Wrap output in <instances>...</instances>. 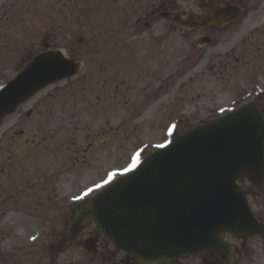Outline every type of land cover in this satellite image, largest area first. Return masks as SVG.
<instances>
[{
	"label": "rangeland",
	"instance_id": "1",
	"mask_svg": "<svg viewBox=\"0 0 264 264\" xmlns=\"http://www.w3.org/2000/svg\"><path fill=\"white\" fill-rule=\"evenodd\" d=\"M214 1L0 0V87L49 51L80 66L0 123V264L130 262L93 240V224L53 251L97 192L264 91V0H235L242 15L211 33L160 16L200 21ZM240 187L264 224V179L262 189ZM226 242L241 256L236 264H264V237Z\"/></svg>",
	"mask_w": 264,
	"mask_h": 264
},
{
	"label": "water",
	"instance_id": "2",
	"mask_svg": "<svg viewBox=\"0 0 264 264\" xmlns=\"http://www.w3.org/2000/svg\"><path fill=\"white\" fill-rule=\"evenodd\" d=\"M228 13L218 17V24L235 18L234 7ZM161 16H174L179 23L177 14ZM79 69L58 51L40 54L16 79L0 87V121ZM263 170L264 114L257 102H251L176 138L96 195L70 223L69 236L58 249L92 221L94 239H107L131 256L132 264H169L208 252L220 256L215 264H233L238 257L235 246L223 242L225 234L264 235V226L251 214L237 181L252 182Z\"/></svg>",
	"mask_w": 264,
	"mask_h": 264
},
{
	"label": "flooded vegetation",
	"instance_id": "3",
	"mask_svg": "<svg viewBox=\"0 0 264 264\" xmlns=\"http://www.w3.org/2000/svg\"><path fill=\"white\" fill-rule=\"evenodd\" d=\"M235 2H236L235 0H215L212 4L216 3V7H230V6L224 5L226 3H228V5H231L233 7H242L241 6L242 4H240V5L239 4H235ZM212 4L211 5L208 4L206 7H212ZM203 16L205 17V14ZM207 29H206L207 32L211 33V31L209 29L215 30L216 28L208 27ZM206 40H209V39H206ZM254 100H257L259 102V105H260V107L262 108V110L264 112V91L260 92V93H257V95L254 98ZM203 258H204V260H203L202 264L208 263L209 261L216 259V257L214 255H212V254L205 255V256H203Z\"/></svg>",
	"mask_w": 264,
	"mask_h": 264
},
{
	"label": "bare ground",
	"instance_id": "4",
	"mask_svg": "<svg viewBox=\"0 0 264 264\" xmlns=\"http://www.w3.org/2000/svg\"><path fill=\"white\" fill-rule=\"evenodd\" d=\"M256 24H258V22ZM258 173H259L260 178H256V177L254 178L253 177L252 183H253L254 187H258L259 188L261 186V183H262L263 179H264V170H263V172H258ZM128 174H130V173H128ZM128 174H126V175H128ZM116 180L117 179L112 181V183H114ZM260 188L262 189V187H260Z\"/></svg>",
	"mask_w": 264,
	"mask_h": 264
}]
</instances>
